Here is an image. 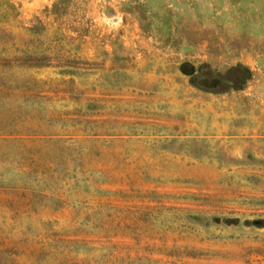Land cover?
Segmentation results:
<instances>
[{
	"label": "rangeland",
	"instance_id": "374dc122",
	"mask_svg": "<svg viewBox=\"0 0 264 264\" xmlns=\"http://www.w3.org/2000/svg\"><path fill=\"white\" fill-rule=\"evenodd\" d=\"M0 264H264V0H0Z\"/></svg>",
	"mask_w": 264,
	"mask_h": 264
},
{
	"label": "trees",
	"instance_id": "16d2710c",
	"mask_svg": "<svg viewBox=\"0 0 264 264\" xmlns=\"http://www.w3.org/2000/svg\"><path fill=\"white\" fill-rule=\"evenodd\" d=\"M30 60V59H29ZM33 66H37V64L33 65Z\"/></svg>",
	"mask_w": 264,
	"mask_h": 264
}]
</instances>
